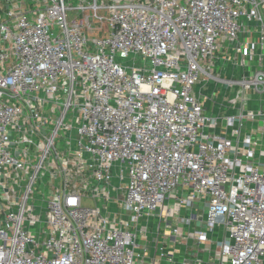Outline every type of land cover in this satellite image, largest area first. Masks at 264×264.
<instances>
[{
	"label": "built area",
	"instance_id": "obj_1",
	"mask_svg": "<svg viewBox=\"0 0 264 264\" xmlns=\"http://www.w3.org/2000/svg\"><path fill=\"white\" fill-rule=\"evenodd\" d=\"M5 6L0 264H264V0Z\"/></svg>",
	"mask_w": 264,
	"mask_h": 264
},
{
	"label": "rangeland",
	"instance_id": "obj_2",
	"mask_svg": "<svg viewBox=\"0 0 264 264\" xmlns=\"http://www.w3.org/2000/svg\"><path fill=\"white\" fill-rule=\"evenodd\" d=\"M5 7H6L5 6V0H0V9H1V11H4ZM70 14H75V12H71ZM104 29L107 30L106 25L104 26Z\"/></svg>",
	"mask_w": 264,
	"mask_h": 264
}]
</instances>
